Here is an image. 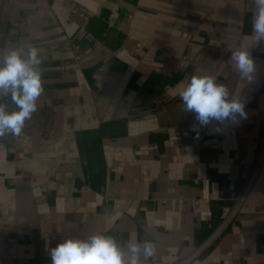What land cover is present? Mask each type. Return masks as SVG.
Segmentation results:
<instances>
[{"label":"crops","instance_id":"0c3cea01","mask_svg":"<svg viewBox=\"0 0 264 264\" xmlns=\"http://www.w3.org/2000/svg\"><path fill=\"white\" fill-rule=\"evenodd\" d=\"M10 5L0 15V61L36 48L43 92L21 134L0 136V264H51L57 244L93 234L114 239L125 259L130 242L152 243L142 264H264V41L251 38L255 0ZM120 30L123 42L104 35ZM242 45L256 65L251 81L230 60ZM193 74L224 83L247 118L213 121L197 135L171 87ZM0 104L18 110L10 92Z\"/></svg>","mask_w":264,"mask_h":264},{"label":"clouds","instance_id":"9594fccd","mask_svg":"<svg viewBox=\"0 0 264 264\" xmlns=\"http://www.w3.org/2000/svg\"><path fill=\"white\" fill-rule=\"evenodd\" d=\"M257 11L253 17L252 39L264 41V0H255ZM230 60L241 79L251 81L256 71L249 47L240 46L231 52ZM41 63L36 48H30L27 58L20 50L13 49L0 61V94L11 93L18 110L7 112L0 104V136L6 132L19 136L24 123L37 111V100L43 92L41 73L36 66ZM180 67H183L181 64ZM183 110L194 114L196 126L207 127L213 121L237 122L247 118L244 103L230 95L229 88L217 81L214 75H193L178 93ZM198 126V127H197ZM130 259L118 247L114 239L102 234H93L86 240L66 239L50 250L51 264H142L140 253L145 258L155 253L150 242L129 243Z\"/></svg>","mask_w":264,"mask_h":264},{"label":"rangeland","instance_id":"374dc122","mask_svg":"<svg viewBox=\"0 0 264 264\" xmlns=\"http://www.w3.org/2000/svg\"><path fill=\"white\" fill-rule=\"evenodd\" d=\"M18 1L19 0H17V3H18ZM14 3L15 4V0H0V15L2 16V14L1 13H4V11L5 10H9V11H11L12 9H9V7H11L12 8V5H10V3ZM114 3H115V1H113ZM18 8V7H17ZM24 8H25V6H24ZM27 9V8H26ZM30 11H29V14L32 12V10L33 9H29ZM2 11V12H1ZM26 15V16H25ZM18 17L21 19V20H26V17H27V14H21V13H19V15H18ZM3 18H4V16H3ZM11 18V17H10ZM14 18H15V16L12 18V20H14ZM12 24V29L13 30H15V29H17L18 28V26H16L15 25V22H12L11 23ZM11 28V27H10ZM149 30H148V27H146V30L148 31V32H150V34H146V35H152V36H154V35H156L157 34V32L159 31V28H158V25H156V26H149ZM11 29V30H12ZM143 30L145 29V28H142ZM13 30L12 31H10V32H13ZM127 30H128V28H127ZM127 30H125V31H122V30H120L119 31V35L118 34H111L110 35V33L108 32V31H104V35H107V37L108 36H110V38H112L113 40H121L122 42L125 40V37H127V33H128V31ZM0 34H1V32H0ZM140 38V37H139ZM141 38H143L142 36H141ZM120 41V42H121ZM137 43H139V44H141L142 42L141 41H136ZM119 43V42H118ZM125 44V43H124ZM124 44L123 43H119V44H117V45H120L121 47L122 46H124ZM127 44V43H126ZM108 48H109V46H107ZM112 47H114V45L112 46ZM120 47V48H121ZM45 49H48L47 47H44ZM115 48V47H114ZM200 63V64H199ZM207 63H206V60L204 59V58H201V59H199V62H198V66H200V67H203V66H205ZM196 68H197V66H196ZM197 71H200L201 72V69H197ZM194 75V74H193ZM177 84V85H176ZM187 84V83H186ZM183 85H185L183 82H177V83H175V85L173 84V85H171V87H173V89H174V87H176L178 90H180L181 89V87L183 86ZM158 90L159 89V87L157 88H155L153 91H151V92H155V90ZM263 147H264V143H263ZM240 197V198H239ZM238 198H237V201H236V204L237 205H239V204H241V202H243V196H239ZM234 208H236V205H235V203H234Z\"/></svg>","mask_w":264,"mask_h":264},{"label":"built area","instance_id":"2783aa9c","mask_svg":"<svg viewBox=\"0 0 264 264\" xmlns=\"http://www.w3.org/2000/svg\"><path fill=\"white\" fill-rule=\"evenodd\" d=\"M183 262H186V261H182V263H178V264H183Z\"/></svg>","mask_w":264,"mask_h":264}]
</instances>
